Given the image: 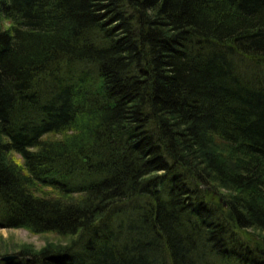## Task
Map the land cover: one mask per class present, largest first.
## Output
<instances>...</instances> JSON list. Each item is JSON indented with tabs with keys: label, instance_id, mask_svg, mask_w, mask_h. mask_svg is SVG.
Returning <instances> with one entry per match:
<instances>
[{
	"label": "trees",
	"instance_id": "16d2710c",
	"mask_svg": "<svg viewBox=\"0 0 264 264\" xmlns=\"http://www.w3.org/2000/svg\"><path fill=\"white\" fill-rule=\"evenodd\" d=\"M0 226L59 238L0 264H264V0H0Z\"/></svg>",
	"mask_w": 264,
	"mask_h": 264
},
{
	"label": "rangeland",
	"instance_id": "374dc122",
	"mask_svg": "<svg viewBox=\"0 0 264 264\" xmlns=\"http://www.w3.org/2000/svg\"><path fill=\"white\" fill-rule=\"evenodd\" d=\"M17 159L20 160V155L17 154ZM47 191H53L46 189ZM59 239L56 233H33L23 227H1L0 226V248L8 250V256L14 252V248L19 243H31L37 248L43 246L46 240ZM4 256V257H5Z\"/></svg>",
	"mask_w": 264,
	"mask_h": 264
},
{
	"label": "water",
	"instance_id": "95a60500",
	"mask_svg": "<svg viewBox=\"0 0 264 264\" xmlns=\"http://www.w3.org/2000/svg\"><path fill=\"white\" fill-rule=\"evenodd\" d=\"M225 204H226V203H225ZM9 256H10V255H8V256H5V258H9Z\"/></svg>",
	"mask_w": 264,
	"mask_h": 264
}]
</instances>
